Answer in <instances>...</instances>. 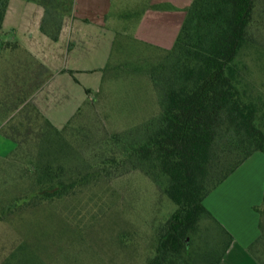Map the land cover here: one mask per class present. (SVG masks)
<instances>
[{
    "label": "rangeland",
    "instance_id": "obj_1",
    "mask_svg": "<svg viewBox=\"0 0 264 264\" xmlns=\"http://www.w3.org/2000/svg\"><path fill=\"white\" fill-rule=\"evenodd\" d=\"M40 1L55 7L52 0ZM61 1L56 4L58 9L63 6L69 12L71 0ZM253 37L264 51V0H258ZM20 38L21 34L13 31L0 34V82L6 83V90H0V126L21 113L27 115L30 127L36 123L37 129L20 136L17 145L0 135V199L28 186L33 161L47 153L39 144L49 128L39 121L36 113L42 112L35 103L44 99L46 92L40 94L35 86H7L11 78L7 55L11 52L5 48L7 42ZM43 51L48 60L66 69L59 74L52 71L54 82L46 99L55 120L48 118L52 129L61 131L76 113L62 133L71 146L66 151L73 155L66 164L78 171L99 173L76 199L54 203L52 209L11 214L1 221L0 264H146L155 254L159 230L175 204L164 193L165 182L149 175L127 148L158 125L162 94L152 72L165 53L119 38L101 69L97 67L100 59L82 57L87 49L76 41V27L58 42L43 45ZM246 64L250 90L264 108V55L253 50ZM49 78L40 76L39 88ZM75 204L76 228H55L57 215H64L65 207ZM210 226L209 221L202 222L200 232L187 238L190 263L204 261L208 235L214 236ZM34 242L40 248L29 246Z\"/></svg>",
    "mask_w": 264,
    "mask_h": 264
},
{
    "label": "trees",
    "instance_id": "obj_2",
    "mask_svg": "<svg viewBox=\"0 0 264 264\" xmlns=\"http://www.w3.org/2000/svg\"><path fill=\"white\" fill-rule=\"evenodd\" d=\"M8 4L9 0H0V34ZM257 12L258 0H193L173 46L162 49L164 58L152 72L162 94L158 125L127 148L149 175L165 182L164 193L175 204L159 230L155 254L146 264H220L233 241L204 200L252 154L264 153V108L246 79L250 52L264 55L253 37ZM46 14L52 18L51 12ZM59 29L56 24L53 28L42 26L54 40ZM7 44L12 78L8 88L39 89L42 65L19 52L16 43ZM5 85L2 80L0 90H6ZM36 114L49 128L39 144L47 153L33 161L28 186L0 199V222L11 214L33 213L76 199L99 173L78 171L66 164L73 155L66 151L71 146L62 133L76 113L61 131L52 129L44 114ZM31 129H37L36 123L30 127L27 115L19 113L0 126V135L17 145L20 136ZM254 209L259 215V235L248 252L258 264H264V195ZM63 212L56 216L55 228H76V204ZM204 221L211 223L214 236L208 235L204 261L190 263L187 238L197 235ZM29 246L40 248L37 242Z\"/></svg>",
    "mask_w": 264,
    "mask_h": 264
},
{
    "label": "crops",
    "instance_id": "obj_3",
    "mask_svg": "<svg viewBox=\"0 0 264 264\" xmlns=\"http://www.w3.org/2000/svg\"><path fill=\"white\" fill-rule=\"evenodd\" d=\"M52 1L55 7L40 0H9L1 33L8 30L21 34L20 40L11 42L16 43L19 52L29 54L42 65V75H49L39 88L40 94L46 92L45 97L35 103L47 118L55 121L46 106L47 93L54 82L52 71L59 74L66 69L46 58L43 45L58 42L76 27V41L87 49L82 57L100 59L102 63L97 67L101 69L110 59L119 38L157 49H170L193 0H71L69 12L63 6L58 9L56 4L61 0ZM46 11L52 13L51 19ZM54 24L60 27L57 40L42 30V26L53 28ZM77 109L72 110L68 118ZM263 195L264 153L256 152L205 198L206 208L233 236L220 264H258L248 252V246L259 235V215L254 207L261 203Z\"/></svg>",
    "mask_w": 264,
    "mask_h": 264
}]
</instances>
